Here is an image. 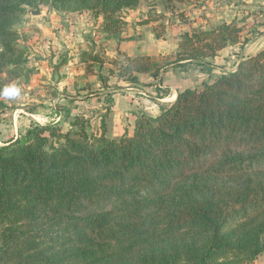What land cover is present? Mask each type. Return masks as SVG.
Returning a JSON list of instances; mask_svg holds the SVG:
<instances>
[{
	"label": "trees",
	"instance_id": "trees-1",
	"mask_svg": "<svg viewBox=\"0 0 264 264\" xmlns=\"http://www.w3.org/2000/svg\"><path fill=\"white\" fill-rule=\"evenodd\" d=\"M136 4L0 0V78L29 73L13 28L26 8L89 12L108 36ZM242 30L232 19L186 31L162 64L89 54L97 72L88 65L86 75L115 91L112 77L135 86L138 75L158 80L168 68L209 73L223 49L251 40L241 41ZM108 114L91 132L83 115L70 121L64 110L66 132L33 123L0 144V264L254 263L264 252V48L212 83L178 92L158 115L138 116L130 135H108Z\"/></svg>",
	"mask_w": 264,
	"mask_h": 264
},
{
	"label": "rangeland",
	"instance_id": "rangeland-1",
	"mask_svg": "<svg viewBox=\"0 0 264 264\" xmlns=\"http://www.w3.org/2000/svg\"><path fill=\"white\" fill-rule=\"evenodd\" d=\"M244 1L246 0H137L136 7L139 5L141 8V13L140 15L138 14L137 17H140L141 15L146 16L144 20L140 21V24L142 25H148L149 22L158 23L157 26L153 27V31L155 36L162 37L164 35V31H162V20L164 19L165 14L170 11L171 7L173 8V15L176 17L179 16L177 17L178 20L184 18L182 15L183 13H186L187 18H195L198 16V22L200 23L204 22V18H207L206 14H210L211 17L213 15H217V13L222 9L224 12H226L225 8H228L230 4H233L231 7L232 9L228 8L230 11H234L236 7L237 10L241 11V14H239L235 19H237L240 26H243V30L240 34L242 41L244 36L253 38L254 36H259L262 34L261 30H264V25L262 27V25L259 23L260 21L264 20V10L253 8V6H258L260 4H253L252 2L254 1L252 0L249 4L251 8H243L242 6ZM37 6L40 8V15L33 16L30 12V10H35L36 6L35 8H26V13L18 16L13 21V28L22 36L19 46L21 48L24 47L27 50V62L25 64V68L29 70V73L19 79H13V77L12 79H8V77L5 76L0 78V90L13 84L17 85L21 89V95L15 100H9L0 97V144L7 141L8 139L17 137L33 123L39 125H46L49 123L57 124L61 129V132H66L69 129V126L60 117L63 116L64 110L69 111L70 121L75 115H83L85 119L89 120V131L95 132L97 131V128L93 123L99 121V116L101 114V111H99L100 107L102 106V109L104 108V105H101L102 101H97V96H89V98H85V96L87 94H91L92 91L97 90L100 92L99 90L102 88L101 86L100 88H97L96 85L93 84V82L96 83V81H98L95 75H86V67L89 65L87 63H90L88 62L90 61V57L83 51L81 47L78 50L76 49L77 51L75 52V48L74 50L68 48L67 43L61 42V40H59L57 37L56 40L58 39V43L54 45L56 49L52 50L51 45H47L46 43L48 38H50L48 43L54 42L53 39H51L52 35L47 34L46 31H43L42 29L45 27L47 30H52L51 32L54 33H58L57 31L59 30H55V28L51 29L54 27L55 23L54 20L49 19L47 8L44 5ZM202 7H205V9H202ZM209 8H212L214 12L211 13V10H208ZM188 12L190 13L189 16L187 14ZM193 12L196 15H193ZM62 14L67 15L69 13H56V15ZM146 20H149V22L143 23ZM231 20L226 21L230 22ZM71 24L72 23H69V26H71ZM69 26L68 23H64V26L62 27L64 30L68 31ZM251 28L254 31L253 35L250 33ZM125 30L126 27L121 21V25H119L118 28V34H109L108 36L105 35L104 38L120 40L121 33H124ZM43 37L46 39H43ZM42 44L44 46L50 47V49L43 48L42 50L40 47ZM257 48L258 46L255 47V49ZM263 48L264 46L261 49ZM174 52L175 51L162 56L159 55L148 57L152 60L158 61L159 64H162L165 59L173 57ZM257 52L254 54H249L245 57L255 55ZM239 54L240 53H238V56ZM245 57L242 56L241 59ZM104 60L109 61L107 59ZM237 61L238 59L235 57L231 58L228 56V58H225L224 62L222 63H213V67H221V70H214L213 73H211L212 71L208 73L205 70L202 72L201 68L197 67L196 69L200 71V77L196 79L197 81L194 88L200 87L203 84H210V81L212 83L222 73L233 71L236 67ZM77 62L86 63V65L84 64V74L86 76L75 75L74 77H70V82L68 81L67 83H64L66 80H63L62 78H66V74L68 73L67 69H75L74 74H78V68L80 65ZM70 63L74 65H70ZM89 66L90 68L92 67L91 69L94 72H97V67L95 65L92 64ZM105 66V68L109 67L108 64ZM193 68L194 66L190 67L188 71L182 73L186 74L192 71ZM177 71L181 72L179 70ZM103 74H105V72H103ZM163 76L164 74L161 75V78ZM113 79L115 81H113ZM109 80L110 86H114L117 83L122 82L117 81L116 77H113ZM114 82L116 83L114 84ZM98 84L101 85L99 81ZM133 96L138 102L141 101L140 97H143L142 94L137 91L136 93L134 92ZM92 98H94V100H92ZM87 101L88 104H86ZM118 122H121V117L117 118V123ZM123 124L124 122H121V125L117 124L116 129L118 130L120 126L125 128Z\"/></svg>",
	"mask_w": 264,
	"mask_h": 264
},
{
	"label": "crops",
	"instance_id": "crops-1",
	"mask_svg": "<svg viewBox=\"0 0 264 264\" xmlns=\"http://www.w3.org/2000/svg\"><path fill=\"white\" fill-rule=\"evenodd\" d=\"M251 1L252 0L244 1L242 7L251 8V6H249ZM253 1V4H260L258 6H253V8L264 10V0ZM232 6L233 4H230L228 8L232 9ZM228 8H225L226 12H224L222 9L217 13V15H213L211 17L210 14H206L207 18H204V22L199 23L198 16L195 18H187L186 13H183L182 15L184 18L178 20L177 17L179 16L176 17L173 15V8L171 7L170 11L165 14V21L164 19L162 20V31H164V35L162 37L155 36L153 31V27L157 26L158 23L149 22L148 25L140 24V21L144 20L146 16L141 15L140 17H137V15H140L141 13V8L139 5L131 10L126 9L125 12H122L120 21H122L126 27V30L124 33H121L120 40L104 38L103 31L101 30L103 19L100 16L95 18L89 12L56 15V13L48 11L47 13L49 14V19L54 20L55 23L54 27L51 29L55 28V30L57 29L59 31H57L58 33H54L51 32L52 30H47L45 27L42 30L46 31L47 34L52 35L51 39H53L54 42L48 43L50 38H48L46 41L47 45H51L52 50L56 49L54 45L58 43L57 41L59 39L61 42L67 43L68 48L72 50L75 48V52L81 47L83 51L87 53V55L90 54L95 56L99 53L98 56L107 60L118 58V54H122L127 57H134L137 55H147L154 57L159 55L162 56L175 51L177 48L179 35L186 31L194 28L208 29L211 25L221 23L222 21L235 19L239 14H241V11L237 10V7L234 11H230ZM202 9H205V7H202ZM208 10H211V13L214 12L212 8H209ZM156 12L159 13L158 11ZM187 14L188 16L190 15L189 12ZM193 15L196 14L194 13ZM64 23H68V26L69 23H72L71 26L68 27L70 34L67 30L63 29L62 26H64ZM259 23L263 27L264 20L260 21ZM261 31L262 34L251 38V40L246 45L242 46L237 44L223 49L220 55L213 60L212 65L213 63H222L224 62L225 58L230 56L231 58L235 57L238 59L236 63L237 67V64L239 63V60L242 56L245 57L249 54H254L264 46V30ZM44 37L43 39H46ZM56 37L58 38L57 40ZM257 46L258 48L255 49ZM40 47L42 50L43 48L50 49V47L44 46L43 44L40 45ZM252 50L254 51L251 52ZM238 53H240L239 56ZM78 64L80 65L78 68V74H74L75 69H67L68 73L66 74V78H62L63 80H66L64 83H67L68 81L70 82V77H74L75 75H85L84 67L86 63L80 62ZM70 65L74 64L70 63ZM214 67H211V73H213L214 70H221V67ZM196 68L197 67H194L192 71L186 74L178 72L174 69H168L164 73V76L158 80H154L147 74H140L138 75V85L130 86L127 83L119 82L116 84L118 89L115 91L101 88L99 90L100 92L97 101H102L101 105H104V108L102 109V106L100 105L101 107L99 111H101V114L99 116V121L93 123L97 128V131L95 132H99L98 128L100 127L101 116L106 112L107 108H109V116L105 119V128L107 134L113 138H119L124 134H132L134 121L138 116L142 114L152 117L158 115L161 108L172 102L178 92L189 88L193 89L195 87L197 81L196 79L200 77V71ZM113 81L115 80L113 79ZM115 83L116 82H114V84ZM93 84H95L97 88H100L98 81H96V83L93 82ZM136 91L140 92L144 97H140V102H138L133 96L134 92L136 93ZM110 92L112 94L110 97L111 103L108 104L106 103L105 95ZM92 100H94V98H92ZM86 104H88V101ZM117 116L121 117V122H124L123 126L125 128L120 126L118 130L116 129L117 124L121 125V122L117 123ZM253 264H264V252L255 260Z\"/></svg>",
	"mask_w": 264,
	"mask_h": 264
},
{
	"label": "clouds",
	"instance_id": "clouds-1",
	"mask_svg": "<svg viewBox=\"0 0 264 264\" xmlns=\"http://www.w3.org/2000/svg\"><path fill=\"white\" fill-rule=\"evenodd\" d=\"M20 95H21V89L15 84L9 85L3 88L2 90H0V97L6 98L9 100H15Z\"/></svg>",
	"mask_w": 264,
	"mask_h": 264
},
{
	"label": "water",
	"instance_id": "water-1",
	"mask_svg": "<svg viewBox=\"0 0 264 264\" xmlns=\"http://www.w3.org/2000/svg\"><path fill=\"white\" fill-rule=\"evenodd\" d=\"M30 12L33 16H38L41 13L40 8L38 6H36L35 10H30Z\"/></svg>",
	"mask_w": 264,
	"mask_h": 264
}]
</instances>
